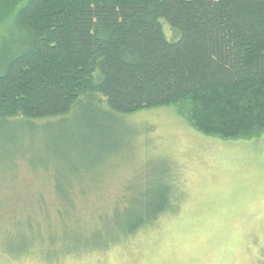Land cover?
<instances>
[{
	"label": "rangeland",
	"instance_id": "obj_1",
	"mask_svg": "<svg viewBox=\"0 0 264 264\" xmlns=\"http://www.w3.org/2000/svg\"><path fill=\"white\" fill-rule=\"evenodd\" d=\"M107 111L0 126V264H264V132L206 136L175 107ZM165 185L170 209L130 233Z\"/></svg>",
	"mask_w": 264,
	"mask_h": 264
},
{
	"label": "trees",
	"instance_id": "obj_2",
	"mask_svg": "<svg viewBox=\"0 0 264 264\" xmlns=\"http://www.w3.org/2000/svg\"><path fill=\"white\" fill-rule=\"evenodd\" d=\"M17 1L0 0V19ZM86 103L122 116L175 107L203 135L258 136L264 0H27L0 40V126ZM162 195L130 233L170 209L171 187Z\"/></svg>",
	"mask_w": 264,
	"mask_h": 264
}]
</instances>
